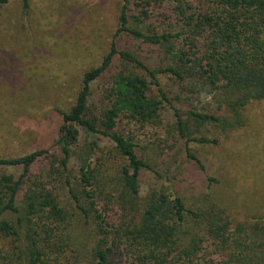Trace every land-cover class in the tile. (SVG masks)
Listing matches in <instances>:
<instances>
[{"label":"rangeland","instance_id":"obj_1","mask_svg":"<svg viewBox=\"0 0 264 264\" xmlns=\"http://www.w3.org/2000/svg\"><path fill=\"white\" fill-rule=\"evenodd\" d=\"M121 4V0H27L24 7L20 0H10L0 8V159L47 151V156L40 158L29 172L32 178L43 179L49 164L59 159L61 114L74 105L83 75L100 65L111 42L115 40L119 51L134 54L150 70L163 67L169 63L166 52L170 48L190 50L180 8L182 13L187 12L185 16H190L212 7L206 0L157 1L151 6L149 18L136 27L145 34L186 35L168 45L152 46L125 34L115 36ZM130 10L133 16L135 10ZM205 42V37L197 39L198 46ZM119 71L120 63L116 61L108 73L91 85V115L112 104V77ZM131 73L145 75L138 69ZM158 81L179 115L190 119L187 135H178L176 119L165 104L157 117L147 122H139L126 113L118 118L115 131L134 145L136 155L152 169L141 172L139 196L132 201L143 204L151 192L171 190L187 208L217 209L231 222V229L235 230L238 224L244 226L241 242L252 246L251 264H260L264 255L263 231H253L249 238L248 233L264 220V97L248 101L237 111L223 107L217 93L181 90L172 78L163 75ZM150 90L157 97L152 84ZM188 112L208 113L218 119L196 122L188 117ZM78 130L65 176L80 195L78 166L84 152H89L90 166L97 177L98 207L120 229L122 215L116 203L122 192L120 172L125 162L110 140ZM199 138L215 143L188 142L189 153L195 158L188 159L185 140ZM92 142L97 147L91 148ZM21 174L20 167L0 168V177L7 175L17 180ZM64 182V178L61 182L44 180L58 196L66 219L52 226L53 237L46 245L47 237L42 239L40 234V264H93L94 225L73 207ZM32 233L23 231L19 238L0 235V264H27L25 235ZM119 256L112 257L114 264H130L125 256Z\"/></svg>","mask_w":264,"mask_h":264},{"label":"trees","instance_id":"obj_2","mask_svg":"<svg viewBox=\"0 0 264 264\" xmlns=\"http://www.w3.org/2000/svg\"><path fill=\"white\" fill-rule=\"evenodd\" d=\"M9 1L0 0V8ZM20 1L24 7L27 6V0ZM121 1L115 36L125 34L143 44L159 46L168 45L171 40H179L186 35L181 32L145 34L136 27L149 18L151 6L159 0ZM206 1L212 7L199 15L194 12L185 16L187 12L182 13L184 10L180 8L187 27L186 45L190 50L170 48L166 52L169 63L163 67L150 70L134 54L119 51L115 40L111 42L100 65L83 75L74 105L61 114L57 167L49 164L43 179L32 178L29 172L40 158L47 156V151L0 159V168L22 169L17 180L7 175L0 177V235L19 238L23 231L33 232L25 235L27 264L41 263L40 234L42 239L47 237L46 245L53 237L52 226L66 219V212L60 207L52 186L44 183L47 179L61 182L62 178L65 179L63 184L73 207L84 218L92 220L94 225L93 264H114L112 257L116 255L120 258L125 256L130 264L252 263V246L243 244L240 238L245 231L244 226L238 224L235 230L231 229L233 225L219 210L206 206L187 208L171 190L151 192L143 204L134 203L132 200L139 196L141 172L152 169L136 155L134 145L115 131L122 114L147 122L157 117L165 104L176 119L178 135L181 138L187 135V120L190 119H183L161 90L158 77L162 75L172 78L181 90L217 93L220 104L226 109L237 110L250 100L264 97V0ZM131 8L135 10L133 16ZM201 37L206 38L202 47L197 44V39ZM116 61L120 63V71L112 77L110 91L113 102L109 108L91 115L88 109L90 87L108 73ZM136 69L143 71L150 82L145 75L131 73ZM151 84L157 89L158 98L151 95ZM187 115L203 123L218 119L208 113L188 112ZM78 129L87 135L110 140L125 162L120 172L122 192L116 203L122 215L120 229L108 221L98 207L97 177L90 166L89 152H84L78 166L76 179L80 195H77L69 177L65 176L72 148L79 137ZM188 142L215 143L205 138L186 139L184 153L191 160L195 158L189 153ZM90 147H97L96 143H90ZM36 220L38 223H35ZM253 231H263L264 236V220L249 229L248 238ZM51 252L53 254L52 248ZM260 264H264V255Z\"/></svg>","mask_w":264,"mask_h":264}]
</instances>
